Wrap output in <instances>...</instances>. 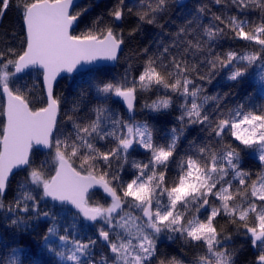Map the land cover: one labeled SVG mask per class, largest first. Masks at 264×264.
<instances>
[{"label": "snow or ice", "instance_id": "obj_1", "mask_svg": "<svg viewBox=\"0 0 264 264\" xmlns=\"http://www.w3.org/2000/svg\"><path fill=\"white\" fill-rule=\"evenodd\" d=\"M212 5L177 24L178 0L99 14L98 0H0L20 23L0 35V226L15 245L0 264H23L26 237L49 257L34 264H237L246 243L264 264V0ZM130 15L128 39L159 30L143 62L58 92L62 74L119 61Z\"/></svg>", "mask_w": 264, "mask_h": 264}, {"label": "trees", "instance_id": "obj_2", "mask_svg": "<svg viewBox=\"0 0 264 264\" xmlns=\"http://www.w3.org/2000/svg\"><path fill=\"white\" fill-rule=\"evenodd\" d=\"M100 3V8L97 9L96 14L100 12L107 11L108 8H111L115 3L116 0H98ZM147 3L148 0H125V4L128 8H132L133 12H135L141 3ZM207 4L212 7L213 11H217V7L212 5V0H178V4L184 5V7H177L173 6L170 12V17L172 21H175L177 24L181 23L183 18L187 17L190 12L194 11V9L199 4ZM166 19L168 17H165ZM136 17L134 15L126 16V20L121 24V27L125 31L126 43L123 45V51L119 54V61L116 62L115 66H103L99 67L104 70V75L102 78H111L113 76H118L122 74L125 68L131 63L134 67L140 65L143 61L141 58L138 57L139 49L142 48L152 36L155 35L158 29H153L152 26L145 25L144 32L138 34L134 39L127 38V31L135 26L136 24ZM88 21L85 22V24ZM85 24H81L79 28L76 29V33L79 34L81 31L84 30ZM167 27L172 28L174 30L173 25H168ZM20 23L17 17V14L14 11H8L2 19H0V35L5 33L11 34L13 31H19ZM92 75H101V73H88L80 72L72 77H63L58 82L57 91H63L66 96L69 98L75 96L81 88L88 87V81H90ZM260 82L258 77L250 78L248 81L247 91L254 93L256 97L257 103H260V94H259ZM226 90V89H224ZM154 98V97H153ZM139 100V97H138ZM4 103V99L0 97V104ZM143 103L142 100H139L137 104V108H139V104ZM139 118V117H138ZM2 119V118H0ZM155 125V127L160 130L165 125L161 123H157L155 121H151ZM162 134V133H161ZM42 158V157H41ZM142 158V157H138ZM245 168H249L251 170L258 171L259 170V162L253 158L248 157L246 158ZM255 178V177H253ZM41 233H43L44 228H41ZM0 243H7L10 246H15L12 244V236L11 233L6 231L2 226H0ZM39 240V237L35 239L32 238H25L23 242L19 244V247L24 249V254L21 255V259L23 260V264H34L36 260H48L49 257L46 253H41L40 249L37 247L36 241ZM244 243L242 238H237L236 244L239 246L240 244ZM162 248L170 255H178V250L176 249L175 245L166 246L162 245ZM8 249L0 248V252H6ZM256 250L253 251L251 244L246 243L244 244L243 251L237 258V264H251V261L255 259Z\"/></svg>", "mask_w": 264, "mask_h": 264}, {"label": "water", "instance_id": "obj_3", "mask_svg": "<svg viewBox=\"0 0 264 264\" xmlns=\"http://www.w3.org/2000/svg\"><path fill=\"white\" fill-rule=\"evenodd\" d=\"M122 47H123V46H122ZM115 64H116V62L114 63V62L101 61V62H98V64L95 65V66H94V65H86V66L84 67V69L81 70V72H85V71H87V69L90 68V67H96V66H98V67H103V66L113 67V66H115ZM78 73H80V72H74V73H72V74L64 73V74H62V76H63V77H72L73 75H76V74H78ZM59 80H60V79H59ZM252 250L255 251L254 248H252Z\"/></svg>", "mask_w": 264, "mask_h": 264}]
</instances>
